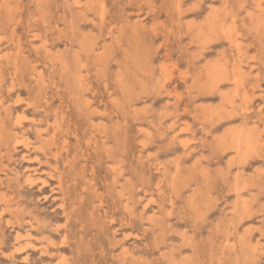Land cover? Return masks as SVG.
<instances>
[{
	"label": "rangeland",
	"instance_id": "1",
	"mask_svg": "<svg viewBox=\"0 0 264 264\" xmlns=\"http://www.w3.org/2000/svg\"><path fill=\"white\" fill-rule=\"evenodd\" d=\"M239 1L0 0V264H129L123 248L135 264H264V146L240 167L219 141L246 121L264 139V0ZM236 40L243 84L211 91L203 71L234 73ZM234 89L250 119L224 113Z\"/></svg>",
	"mask_w": 264,
	"mask_h": 264
},
{
	"label": "bare ground",
	"instance_id": "2",
	"mask_svg": "<svg viewBox=\"0 0 264 264\" xmlns=\"http://www.w3.org/2000/svg\"><path fill=\"white\" fill-rule=\"evenodd\" d=\"M7 0H1V3H2V5H4L5 3H7L6 2ZM236 1V0H235ZM239 1V0H238ZM246 1V0H245ZM244 1V2H245ZM79 2V1H78ZM78 2H75V4H78ZM102 2V1H101ZM224 2V1H223ZM225 2H226V0H225ZM239 2H242L243 3V1L242 0H240ZM259 3V2H258ZM79 4H80V2H79ZM78 4V5H79ZM238 4V3H237ZM255 4H257V3H255ZM101 5V4H100ZM180 5V4H179ZM239 5V4H238ZM244 5V4H243ZM224 6H225V4H224ZM259 7H261V6H259ZM2 8V10H4L3 8L4 7H1ZM218 9H220V7H218ZM223 10V9H222ZM247 10H249V9H247ZM253 10V9H252ZM264 10V9H263ZM228 11V10H227ZM255 11V10H254ZM259 11V10H258ZM215 12V11H214ZM218 12V11H217ZM256 12V11H255ZM216 13V12H215ZM245 13H246V11H245ZM249 13H251L252 14V12H248V13H246V14H249ZM257 13H259V12H257ZM219 14V13H218ZM227 15H228V13H226ZM251 14H250V16H251ZM263 14V13H262ZM37 15V14H36ZM74 16H75V14H74ZM234 16V15H233ZM233 16H232V18H233ZM261 16V15H260ZM264 16V15H263ZM263 16H262V18H263ZM66 17V16H65ZM218 17V16H217ZM237 17V16H236ZM249 17V16H248ZM253 17H254V15H253ZM22 18V17H21ZM212 18V17H211ZM215 18V17H214ZM244 18V17H243ZM88 18H86V20H87ZM234 19H236L235 17H234ZM41 20V19H40ZM243 20V19H242ZM247 20V19H246ZM249 20V19H248ZM253 21L255 20V19H252ZM264 19H262V21H263ZM20 21V20H19ZM18 21V22H19ZM182 21V20H181ZM213 21V20H212ZM251 21V20H250ZM257 21V20H256ZM190 22V21H189ZM206 22V21H205ZM211 22V21H210ZM41 23V22H40ZM191 23V22H190ZM263 23V22H262ZM206 24H207V22H206ZM229 23H227V25H228ZM231 24V23H230ZM182 25V24H181ZM232 25L234 26V22L232 23ZM245 25H247V24H245ZM258 25V24H257ZM185 26V25H184ZM248 26V25H247ZM251 25H249V27H250ZM264 26V25H263ZM186 27V26H185ZM259 27V26H258ZM258 27L256 28L255 27V29H258ZM60 28V27H59ZM197 28H198V25H197ZM218 28H219V26H218ZM235 28H236V26H235ZM133 29V28H132ZM228 29L229 30H231L230 28H229V26H228ZM234 29V28H233ZM250 29V28H249ZM262 29V28H261ZM260 29V30H261ZM211 30V29H210ZM209 30V31H210ZM244 30V29H243ZM251 30V29H250ZM252 30H254V28H252ZM264 30V28L262 29V31ZM136 31V30H135ZM220 31H223V29L221 30L220 29ZM258 31V30H257ZM262 31H260V32H262ZM94 32V31H93ZM211 32V31H210ZM227 32H228V30H227ZM245 32V31H244ZM254 32H255V30H254ZM259 32V31H258ZM95 33V32H94ZM222 33V32H221ZM231 33V32H230ZM234 33V32H233ZM264 33V31L261 33V34H263ZM10 34V33H9ZM238 33H236V35H237ZM250 34V33H249ZM256 34V33H255ZM192 35V34H191ZM190 35V36H191ZM220 35V34H219ZM238 35H240V34H238ZM205 36V35H204ZM231 36V35H230ZM257 36H258V34H257ZM264 36V35H263ZM218 37V36H217ZM18 38V37H17ZM206 36H205V39L204 40H206ZM28 39V38H27ZM81 39V38H80ZM209 39V38H208ZM207 39V40H208ZM211 39V38H210ZM231 39V38H230ZM229 39V40H230ZM233 39H234V36H233ZM18 40V39H17ZM21 40V39H20ZM47 40V39H46ZM200 40V39H199ZM202 40V39H201ZM82 41V40H81ZM86 41V40H85ZM93 41V40H92ZM106 41V40H105ZM238 40H236L235 42H234V44L233 45H235L236 47H237V49L239 50V51H237V53H239L238 55V62H236V67H235V69H233L234 70V73L232 72V71H230L229 69H227L226 68V65L223 63H219V62H211V63H208L207 64V67H206V69H205V71H203V75L205 76V78L207 79V83L209 84V87H210V89H211V91L212 90H214V89H218L219 88V85L221 84V83H223V81H227V82H230V83H232V84H234V86H236L237 87V89H238V87H239V85H241V83H242V81H243V78H244V76L245 75H242V71H243V68L241 69V63H242V56H243V54H242V50L240 51V48H239V45H241V43H239V42H237ZM241 41V40H240ZM198 42H200V41H198ZM202 42V41H201ZM205 42V41H204ZM249 42V41H248ZM29 43V42H28ZM43 43V42H42ZM79 43V42H78ZM84 43V42H83ZM86 43V42H85ZM90 43V42H89ZM88 43V44H89ZM93 43V46H94V42H92ZM251 44V43H250ZM249 44V45H250ZM79 45V44H78ZM96 45H97V43H96ZM95 45V46H96ZM251 45H253V44H251ZM83 46H84V44H83ZM88 46V45H87ZM91 46V45H90ZM255 46V45H254ZM68 47V46H67ZM233 47V46H232ZM85 48V47H84ZM87 48V47H86ZM95 48V47H94ZM226 48V47H225ZM244 48V47H243ZM258 48V47H257ZM260 48V47H259ZM16 49H18L17 47H16ZM91 49H93L92 47L90 48V50ZM201 49V48H200ZM242 49V48H241ZM37 50V49H36ZM39 50V49H38ZM82 50V49H81ZM80 50V51H81ZM89 50V51H90ZM95 50V49H94ZM93 50V51H94ZM102 50V49H101ZM103 51V50H102ZM229 51H231V50H229ZM263 51V50H262ZM75 52V51H74ZM77 52H79V51H77ZM99 52V51H98ZM76 53V52H75ZM81 53V52H80ZM130 53V52H129ZM202 53V52H201ZM228 53V52H227ZM244 53L246 54V52H245V50H244ZM55 54V53H54ZM78 54V53H77ZM95 54H97L96 53V51H95ZM253 54H254V52H253ZM252 54V55H253ZM16 55V54H15ZM84 55H86V54H84ZM200 55V54H199ZM202 55V54H201ZM255 55V54H254ZM258 55H259V52H258ZM34 56V55H33ZM74 56V55H73ZM80 56V55H79ZM88 57H89V55H87ZM95 56V55H94ZM98 56V55H97ZM97 56H95V57H97ZM245 56V55H244ZM247 56V55H246ZM135 57V56H134ZM187 57V56H186ZM196 57V56H195ZM257 56H255L254 58H256ZM0 58H1V56H0ZM62 58V57H61ZM74 58V57H73ZM188 58V57H187ZM198 58V57H197ZM229 58H230V56H229ZM263 58V57H262ZM8 59V58H7ZM15 59V58H14ZM58 59V58H57ZM65 59V58H64ZM76 59V58H75ZM78 59H79V57H78ZM77 59V60H78ZM226 59V58H225ZM252 59H253V56H252ZM63 59H61V61H62ZM249 60V59H248ZM254 60V59H253ZM58 61V60H57ZM73 61V60H72ZM79 61V60H78ZM77 61V62H78ZM138 61V60H137ZM67 62V61H66ZM65 62V63H66ZM228 62V61H227ZM229 62H231V60L229 61ZM233 62H234V59H233ZM246 62V61H245ZM14 63V62H13ZM72 63V62H71ZM75 63V62H74ZM169 63V62H168ZM190 63V62H189ZM206 63V62H205ZM59 64H61L60 63V61H59ZM68 64H69V62H68ZM84 64V63H83ZM82 64V65H83ZM150 64V63H149ZM194 64V63H193ZM192 64V65H193ZM201 64V63H200ZM247 64V63H246ZM67 65V64H66ZM65 65V66H66ZM69 65H71V64H69ZM68 65V66H69ZM80 65V64H79ZM78 65V66H79ZM109 65V64H108ZM135 65H136V62H135ZM141 65V64H140ZM144 65V64H143ZM167 65V64H166ZM173 66H175V65H173ZM173 66H171V67H173ZM232 65H230V67H231ZM70 67H72V66H70ZM70 67H68L67 69H70ZM76 67V66H75ZM135 67V66H134ZM133 67V68H134ZM151 67V66H150ZM166 67V66H165ZM170 67V68H171ZM229 67V68H230ZM73 68V67H72ZM71 68V69H72ZM162 68H163V64H162ZM250 68V67H249ZM22 69H24V68H22ZM64 69V68H63ZM77 69V68H76ZM80 69V68H79ZM165 69V68H164ZM39 70V69H38ZM183 70H185V69H183ZM195 70V69H194ZM227 70H229V72L231 73H233L232 75H231V77L227 74ZM232 70V69H231ZM62 71H65V70H62ZM73 71V70H72ZM30 72H32V71H30ZM67 72H68V70H67ZM66 72V73H67ZM70 72V71H69ZM135 72V71H134ZM147 72V71H146ZM150 72V71H149ZM201 72V71H200ZM244 72V71H243ZM74 73H75V69H74ZM73 73V74H74ZM78 73V72H77ZM81 73V72H80ZM117 73V72H116ZM169 73V72H168ZM250 73V72H249ZM249 73H248V75H249ZM39 74V73H38ZM69 74V73H68ZM72 74V73H71ZM72 74V75H73ZM83 74V73H82ZM146 74V73H145ZM251 74V73H250ZM89 75V74H88ZM136 75V74H135ZM169 75V74H168ZM227 75H228V78H227ZM257 75V74H256ZM74 76V75H73ZM72 76V77H73ZM77 76V75H76ZM79 76V75H78ZM81 76V75H80ZM139 76V75H138ZM259 76V75H258ZM66 77H67V75H66ZM71 77V78H72ZM116 77H118V75L116 76ZM122 77V76H121ZM137 77V76H136ZM193 77H195L194 75H193ZM80 78V77H79ZM132 78V77H131ZM3 79V78H2ZM117 79V78H116ZM129 79V78H128ZM128 79H125V80H128ZM133 79V78H132ZM199 80H200V78H198ZM203 79V78H202ZM205 79V80H206ZM77 80H78V78L75 80V83L77 82ZM124 80V79H123ZM80 81V80H79ZM130 81V80H129ZM128 81V82H129ZM12 82V81H11ZM45 82V81H44ZM118 82V81H117ZM127 82V83H128ZM205 82V81H204ZM244 82H246V81H244ZM249 82V81H248ZM124 83V82H123ZM125 83H126V81H125ZM130 83V82H129ZM132 83V82H131ZM247 83V82H246ZM77 84V83H76ZM79 84V83H78ZM119 84V83H118ZM163 84V83H162ZM193 84H195V83H193ZM197 84V83H196ZM208 84H207V86H208ZM243 84V83H242ZM121 85H123V84H121ZM127 85H129V84H127ZM245 85V84H244ZM248 85V84H247ZM14 86V85H13ZM12 86V87H13ZM73 86V85H72ZM92 86V85H91ZM124 86H125V84H124ZM160 86V85H159ZM250 86V85H249ZM41 87V86H40ZM78 87H79V85H78ZM123 87V86H122ZM129 87H130V85H129ZM128 87V88H129ZM199 87V86H198ZM231 87V86H230ZM245 87H246V85H245ZM244 87V88H245ZM254 87H257V86H254ZM126 88V87H125ZM124 88V89H125ZM232 88V87H231ZM234 88V87H233ZM240 88V87H239ZM159 89H160V87H159ZM237 89H234V91H233V94H227V93H224V92H222V91H220V95L223 97L222 99L224 100V105H225V108L223 109V111H224V113H226V115L230 118L229 119V121H232V120H234V117H239V118H241V119H245V120H247V119H250V112H249V110L247 109V108H241L239 111H236V108H237V95H238V92H237ZM246 89V88H245ZM6 90H8V89H6ZM92 90V89H91ZM123 90V89H122ZM126 90H128V89H126ZM156 90V89H155ZM225 90V92H226V89H224ZM223 90V91H224ZM124 92V91H123ZM125 92H127V91H125ZM228 92V91H227ZM157 93V92H156ZM209 93H212V92H209ZM130 94V93H129ZM246 94V92L244 93V95ZM94 96V95H93ZM73 97V96H72ZM127 97H128V95H127ZM126 98V97H125ZM129 98H130V96H129ZM133 98V97H132ZM140 98V97H139ZM244 98H245V96H244ZM1 100V99H0ZM101 100V99H100ZM126 100H128V99H126ZM134 101H135V99H134ZM252 101V100H251ZM2 102V101H1ZM127 102V101H126ZM247 104V103H246ZM1 105H2V103H1ZM262 105V104H261ZM10 106V105H9ZM206 108H207V106H205ZM11 108V107H10ZM10 108H8V110L10 109ZM92 109V108H91ZM208 109V108H207ZM56 110V109H55ZM11 110H9L8 112H10ZM7 112V111H6ZM203 112V111H202ZM207 112V111H206ZM208 112H210V114H216L218 111H216L215 109H211V110H208ZM203 114H204V112H203ZM9 115V114H8ZM225 115V116H226ZM204 116V115H203ZM224 116V115H223ZM207 116H205V120L208 118H206ZM221 118V117H220ZM262 118V117H261ZM208 119H210V118H208ZM227 119V118H226ZM254 119V118H253ZM204 120V121H205ZM209 121V120H208ZM104 122V121H103ZM7 124V123H6ZM16 125H17V128L18 129H20V127H21V122L20 121H18V122H16L15 123ZM152 125V124H151ZM5 126V125H4ZM24 126V125H23ZM100 127V126H99ZM3 128V127H2ZM7 128V127H6ZM22 128H24V127H22ZM21 128V129H22ZM98 128V127H97ZM4 129V128H3ZM11 129V128H10ZM100 129H101V127H100ZM260 129H262V128H260ZM260 129H259V127L257 126V124H256V122H253L252 124H248V121H246V124H244V125H242V124H239V125H233V126H230V127H228L227 128V130L224 132V134H222V136L220 137V139H219V141H220V143H221V146H223L224 148H225V150H230L232 153H234V155H235V157H237L239 160H238V163H239V165H240V167H243L245 164H247L248 163V161H249V157L251 156V155H253L254 153H256L257 154V156H259V152H260V149H261V147L263 148V146H264V139H263V136H262V132L260 131ZM2 130V129H1ZM263 130H264V128H263ZM15 131H17V130H15ZM15 131H13V132H15ZM12 132V131H11ZM38 132H39V130H38ZM54 132V131H53ZM49 134H51V133H49ZM5 135V134H4ZM56 136V135H55ZM11 137V136H10ZM24 137V133H22V132H15L14 134H13V136L11 137V139L13 138V140H14V148L16 147V145L17 144H19V143H21V141H23L22 140V138ZM46 137V136H45ZM65 137V136H64ZM8 138H9V136H8ZM3 139V138H2ZM1 139V140H2ZM64 139V138H63ZM12 140V141H13ZM65 140V142H66V140L67 139H64ZM63 140V141H64ZM189 141V140H188ZM187 141V142H188ZM42 142V141H41ZM186 142V141H185ZM64 143V142H63ZM219 143V142H218ZM87 144V143H86ZM2 145V144H1ZM29 144H26V145H24L25 146V149H26V152L24 153H22L23 155H22V159L23 160H26V161H31V159H30V156H29V153H27V152H29L30 151V149H29V146H28ZM55 145V144H54ZM217 145V144H216ZM12 146V145H11ZM47 146V145H46ZM60 146V145H59ZM49 147V146H48ZM63 147V146H62ZM215 147H217V146H215ZM44 148V147H43ZM61 148V147H60ZM220 149V148H219ZM10 150V149H9ZM14 149H12V151H13ZM263 150H264V148H263ZM262 152V151H261ZM56 154V153H55ZM54 154V156H56ZM31 155V154H30ZM46 155V154H45ZM261 155V154H260ZM3 156V155H2ZM52 157H53V154H52ZM56 158V157H55ZM51 159V158H50ZM8 162V161H7ZM252 164V163H251ZM111 167H114V166H112L111 165ZM110 167V168H111ZM56 168V167H55ZM156 169V168H155ZM159 170H160V168H158ZM257 169H259V168H257ZM257 169H256V172H257ZM11 170V169H10ZM264 170V169H263ZM203 171V170H202ZM259 171H261V169L259 170ZM171 172H172V170H171ZM24 176L26 177V179H25V181H26V183H28V184H30V185H33V184H35L36 183V181L37 180H39V181H41L40 182V184H42V186H45V185H47V180H45V179H42V178H40V176L39 175H37L38 174V171H37V168H31V167H28L25 171H24ZM170 174V173H169ZM225 174H226V172H225ZM51 175V174H50ZM164 175V174H163ZM224 175V174H223ZM262 175V174H261ZM8 176V175H7ZM52 176V175H51ZM171 176V175H170ZM252 177H254V176H252ZM237 177H235V179H236ZM169 180V179H168ZM223 180V179H222ZM244 180V179H243ZM249 180V179H248ZM247 180V181H248ZM255 180V179H254ZM158 182V181H157ZM171 182V184L172 185H174L175 183V180H173V181H170ZM2 183V182H1ZM253 183V182H252ZM157 184V183H156ZM230 184V183H229ZM229 184H228V186H229ZM254 184H255V181H254ZM29 185V186H30ZM154 185V184H153ZM159 184H157V186H158ZM247 183H245V184H243L242 186H239L238 185V182H235V184H234V186H233V190H234V192H235V194L237 195V196H239L240 197V202H239V205H237V206H235V207H233L232 209H233V211H232V213H235V212H238L239 210H241V212H246V211H248V207H249V205L248 204H250L251 205V203H249V200L248 199H245V198H243V195H242V192L244 191V189H246L247 188ZM250 186H253V185H250ZM261 187H263V185L261 186ZM59 188H62V186L61 185H59ZM137 188V187H136ZM138 189V188H137ZM174 189V188H173ZM231 189V188H230ZM123 190V189H122ZM125 190V189H124ZM129 193V192H128ZM166 193V192H165ZM250 193V192H249ZM171 194V193H170ZM4 195V194H3ZM166 195V194H165ZM0 196H1V194H0ZM127 196V195H126ZM176 196V195H175ZM255 196V195H254ZM7 198V197H6ZM247 198V197H246ZM5 199V198H4ZM15 199V198H14ZM193 200V199H192ZM16 201V200H15ZM62 202H61V204H60V208H62V209H64V204H63V200H61ZM135 201V200H134ZM171 201V200H170ZM137 202V201H136ZM135 202V203H136ZM172 202V201H171ZM251 202H252V199H251ZM145 204H147V202L145 203ZM135 205V204H134ZM147 206V205H146ZM145 207V206H144ZM3 208V207H2ZM5 209H6V207H5ZM10 209V208H9ZM127 209V208H126ZM133 209V208H132ZM136 209V208H135ZM11 210V209H10ZM194 210V209H193ZM200 210H201V208H200ZM6 211H8V208H7V210ZM251 210H249V212H250ZM11 212H13V211H11ZM130 212V211H129ZM252 212V211H251ZM16 213V212H15ZM132 213V212H131ZM255 213H257V212H255ZM128 215H130L129 213H127ZM135 214V213H134ZM159 215V214H158ZM246 215H249V213L248 214H246ZM1 216V215H0ZM11 216H13V215H11ZM240 216H241V214H240ZM8 218V217H7ZM13 218V217H12ZM11 218V219H12ZM248 218V217H247ZM10 219V217H9V220H11ZM14 219V218H13ZM8 220V219H7ZM125 220V219H124ZM129 220V219H128ZM200 221V220H199ZM5 222H7V221H5ZM250 222V221H249ZM11 223V222H10ZM13 223V222H12ZM14 223H15V221H14ZM8 224V223H7ZM16 224V223H15ZM19 224V223H18ZM12 225H14V224H12ZM30 225V228L32 227V224L30 223L29 224ZM20 226V225H19ZM11 229H13V228H11ZM197 229V228H196ZM248 229H250V228H248ZM16 230V229H15ZM218 231V230H217ZM221 231V230H220ZM247 231V230H246ZM253 231V230H252ZM26 232H28L26 235L27 236H29L30 235V232L29 231H26ZM248 232V231H247ZM260 232V231H259ZM143 234V233H142ZM192 234V233H191ZM248 234H249V232H248ZM251 234V233H250ZM243 235V234H242ZM22 235H21V233L20 232H16V235L14 236L15 237V240H19L20 239V237H21ZM127 236H129V235H127ZM239 236V235H238ZM262 236V235H261ZM64 237V236H63ZM185 237V236H184ZM190 237V236H189ZM240 237V236H239ZM220 238V237H219ZM249 238V237H248ZM258 238V237H257ZM39 240V239H38ZM129 240V239H128ZM211 240V239H210ZM237 240H239V239H237ZM225 241V240H224ZM227 241H228V239H227ZM250 241V240H249ZM247 239H245L244 238V236L241 238V240H240V245H241V249H242V252H245L246 251V249H247V247H248V245H249V242ZM182 243V242H181ZM230 243V242H229ZM254 243V242H253ZM50 244V243H49ZM220 244V243H219ZM224 244V243H223ZM235 244V243H234ZM262 244V243H261ZM15 246V245H14ZM21 246V245H20ZM195 246V245H194ZM211 246V245H210ZM17 247V246H16ZM174 248V247H173ZM176 248V247H175ZM225 248V247H224ZM231 248L232 247H230V250H231ZM236 248V247H235ZM255 248H256V246H255ZM172 249V248H171ZM222 249V248H221ZM260 249V248H259ZM14 250H15V248H14ZM42 251V250H41ZM40 251V252H41ZM43 252V251H42ZM41 252V253H42ZM224 252V251H223ZM51 254H53V253H51ZM122 254L124 255V258H126L127 260H129V264H135V262H136V259H134V256H133V254H131V253H129V250L127 249V248H123V251H122ZM223 254V253H222ZM25 255H26V253H25ZM180 255V254H179ZM185 256V255H184ZM188 256V255H187ZM182 258V257H181ZM22 259V258H21ZM186 259V258H185ZM210 259V258H209ZM181 260V259H180ZM63 262V261H62ZM22 263L23 264H29V259H28V257L27 256H24V258H23V261H22ZM182 263V262H181ZM184 263V262H183Z\"/></svg>",
	"mask_w": 264,
	"mask_h": 264
}]
</instances>
